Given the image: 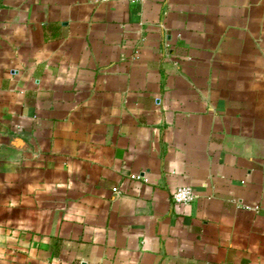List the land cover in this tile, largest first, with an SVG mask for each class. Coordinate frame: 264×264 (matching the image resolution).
I'll use <instances>...</instances> for the list:
<instances>
[{"label":"crops","instance_id":"1","mask_svg":"<svg viewBox=\"0 0 264 264\" xmlns=\"http://www.w3.org/2000/svg\"><path fill=\"white\" fill-rule=\"evenodd\" d=\"M0 264H264V0H0Z\"/></svg>","mask_w":264,"mask_h":264},{"label":"built area","instance_id":"2","mask_svg":"<svg viewBox=\"0 0 264 264\" xmlns=\"http://www.w3.org/2000/svg\"><path fill=\"white\" fill-rule=\"evenodd\" d=\"M127 3L139 2L141 0H121ZM139 179V177H135ZM171 200L175 205L186 206L196 200L194 191L188 186H181L175 189L171 195Z\"/></svg>","mask_w":264,"mask_h":264}]
</instances>
